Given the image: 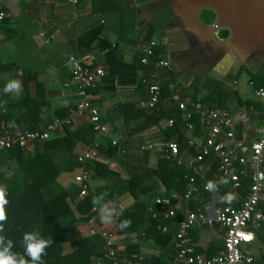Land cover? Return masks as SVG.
I'll list each match as a JSON object with an SVG mask.
<instances>
[{
	"label": "crops",
	"instance_id": "0c3cea01",
	"mask_svg": "<svg viewBox=\"0 0 264 264\" xmlns=\"http://www.w3.org/2000/svg\"><path fill=\"white\" fill-rule=\"evenodd\" d=\"M258 1L251 0L250 5ZM238 4L242 7L238 10L237 20L240 23L245 18L240 12H246V23L250 27L245 32L238 30L236 34L230 29L215 30L213 26L216 18L210 12L203 14V20L198 25V20L192 18V8L195 6L187 1L0 0V11L7 14L0 26V112L6 113L23 96L24 109H29L26 120L41 128L59 114L65 113L64 110H74L78 97L69 73L68 60L71 55L82 58L92 68L105 70V76L100 79L99 91L90 95L101 114H111L121 102L147 105V93L138 86H120V78L109 76L108 57H112L111 60L116 57L133 65L145 57V47L155 42L156 48L163 50L160 61L170 62L172 70H157L153 65L144 66L141 63V76H146L149 83H159L160 86L169 84L173 99L164 97L163 93L161 97L167 108H171L173 101L180 106L184 105L185 109L181 110L184 111L185 122L182 129L185 136V158L194 157L189 154L192 149L186 146L188 139L193 138L197 145L204 141L206 131L203 120L207 110L229 115L233 120L232 131L235 134L233 146L239 157H250L251 147L259 139V131L264 124V100L256 95L257 90H264V20L259 11L247 8L243 0H238ZM234 8H237L236 4ZM151 27L154 32L149 34ZM247 40L255 42L256 49L248 48ZM156 75L158 78L154 77ZM12 79L22 82L19 95L5 92L7 83ZM195 92L198 96H194ZM188 107H191L196 118V127L198 124V129L193 132H189L187 127L188 116H191L187 112L190 110ZM20 114L22 112L17 111V115ZM109 117L106 121L109 127L107 135L88 134L90 138L93 137V144L102 146L105 140L121 139V131L128 132L124 129L122 118L114 115ZM36 120L40 122L35 123ZM171 121L164 119L151 130L127 139L128 145L124 150L136 163H145L148 168H155L158 157L163 153L164 142L169 137L166 133ZM89 125L88 116H83L75 118L70 127L80 137ZM8 126L12 127L13 122L9 121ZM229 130L225 129L223 135ZM64 132L65 129L55 136ZM171 137L170 142L175 143L178 134ZM146 145H153L154 149L142 150ZM91 146L79 141L74 151L75 160ZM38 147L34 144L28 150L33 152ZM146 154L148 160L145 162ZM102 159L100 156L98 160ZM107 163L112 169L127 176L128 166H121L113 159ZM237 169H240L239 164ZM198 170L201 175L194 171L193 177H197L201 192L189 205L177 206L179 220L190 211H200L203 207L209 208L210 215L214 217L223 206L240 207L249 194L251 181L243 180L238 190L232 188L221 177L216 159H208L198 166ZM82 171L80 167L73 173H63L60 178L62 185L67 189L79 188L76 177ZM89 173V185L95 187L103 184L100 177ZM204 185H209V192L202 190ZM157 193H164L160 182ZM77 202L76 199L74 206ZM134 203V197L128 193L117 202L99 208L95 222L79 226L82 237L98 236L101 230L115 232L114 218ZM259 210L264 212V193ZM262 231L258 232L257 240L251 246L259 260L264 252ZM223 234L220 227H197L190 232V237L198 253L215 257L224 254ZM116 247L121 259L127 257L129 247H136L132 257L139 264L153 257L172 260V264H175L177 247L172 238L168 246L162 247L143 234H116Z\"/></svg>",
	"mask_w": 264,
	"mask_h": 264
},
{
	"label": "trees",
	"instance_id": "16d2710c",
	"mask_svg": "<svg viewBox=\"0 0 264 264\" xmlns=\"http://www.w3.org/2000/svg\"><path fill=\"white\" fill-rule=\"evenodd\" d=\"M153 32L154 29L151 27L149 34ZM162 51L161 48H156L151 62L160 61ZM111 58L108 57L109 76L113 79L120 78V86H138L146 94L147 86L144 81L148 78L141 76L143 65L140 60L139 63L129 65L119 58L113 57L114 60ZM99 84L100 82L90 95L99 91ZM161 87L163 96L173 99L168 89L169 84ZM194 96H198L197 92ZM22 97L14 102L6 113L0 112L1 136L44 129V127L37 128L34 123L30 124L26 120L29 109L28 111L24 109L25 103ZM188 108L190 110L188 109L187 112L191 113L190 119L187 120L188 124L197 123L191 107ZM17 111H21L22 114L17 115ZM64 112L58 117L63 118L71 113L69 109ZM111 115L122 118L124 129L128 132L121 131L123 136L118 146H113L112 141L105 140L99 148L100 156L104 159L86 164V169L94 177H100L103 184L92 187L88 182L86 184L88 195L82 200H79L81 188L67 189L62 185L60 178L63 173H73L81 167L77 158L75 160L74 151L79 141L90 146L95 142L93 137L88 136L94 133L91 124L80 137L77 135L78 132H73L70 126H66L63 134L53 135L47 142H38L39 147L33 152L19 146L0 149V186L6 187L8 200L5 206L7 221L0 225L2 228L0 236L13 242L14 253L24 254L25 249L22 244L24 234L37 232L42 238L51 241L43 256L44 264H98L101 260H105L106 263L103 239L99 235L82 237L79 226L95 222L98 219L99 208L117 202L128 193L134 197L135 203L117 216L116 234L119 236L143 234L162 247L169 245L171 235L162 234L158 230L159 222L153 219L149 209L159 196L184 193L189 180L194 176V171L187 166H176L171 163L166 157L164 148L155 168H148L145 163L142 165L136 163L126 150V153H123V149L128 145L127 139H133L151 130L164 119H170L174 124L167 131L166 135L169 137L164 143L170 142L171 136L178 134L175 143L185 157L183 154L185 136L182 132L185 126L184 111L181 110L178 102L173 101L171 108H167L161 99L153 108L130 101L121 102L115 106L111 114H102V122L106 124ZM9 121L13 122L12 127L8 126ZM21 125L24 127L20 128ZM195 129H198V124L197 127L195 125ZM147 154L145 162L148 160ZM189 154L195 156L196 149H192ZM110 159L118 161L121 166H128L127 176L112 169L107 163ZM159 182L164 187L162 194L157 193ZM76 199L78 202L74 206ZM163 223L168 224V220L163 219ZM134 248L136 247L128 248L125 259L119 256V264H139L132 257L135 253ZM140 264H172V260L164 261L162 258L153 257Z\"/></svg>",
	"mask_w": 264,
	"mask_h": 264
},
{
	"label": "built area",
	"instance_id": "2783aa9c",
	"mask_svg": "<svg viewBox=\"0 0 264 264\" xmlns=\"http://www.w3.org/2000/svg\"><path fill=\"white\" fill-rule=\"evenodd\" d=\"M73 1V0H72ZM7 18L4 11H0V26ZM155 42H151L145 47V57L141 59L144 66H155L157 70H172L168 61H160L152 64L154 57ZM71 84L75 86L78 97L77 106L71 113L63 118L55 117L43 130L25 131L14 135H0V149H12L21 147L29 149L30 146L38 142H47L53 135L63 130L66 126H71L77 117L88 116L93 132L98 136H105L109 133V127L102 122V114L98 107L94 106L90 93L95 90L100 79L106 72L102 68H92L82 58L71 55L68 60ZM158 78V76H154ZM147 84L148 107H155L161 100L162 91L159 83ZM69 87V84L67 85ZM256 95L264 100V90H257ZM185 109L184 105L180 106ZM191 116H188V120ZM173 121L169 126L172 127ZM203 125L206 131L202 144L197 145L193 138L186 142L189 149H196L197 154L192 158H185L176 143L164 144L165 154L168 160L176 166H187L201 175L198 166L207 162L208 159H216L219 162V173L221 177L238 190L242 187L243 180L251 181L249 194L245 197L240 207L231 205L223 206L212 217L209 208L203 207L200 211H190L183 219L178 220L177 206L189 205L193 198L201 192V187L197 182V177H191L184 193H173L169 196H159L155 199L150 212L154 220L159 222L158 230L165 235H171L172 241L177 247L175 264H264V252L261 260L252 251L251 246L257 240L258 232L263 229L264 236V212L259 210L264 193V124L259 131V139L251 147L250 157H239L237 149L233 146L235 134L232 131L233 120L225 112L216 110L205 111ZM188 131L193 132L195 127L188 124ZM225 129H230L223 135ZM121 139L112 141L113 146H118ZM100 145L95 143L84 150L78 157L77 162L83 168L80 175L76 177V182L80 185L79 200L88 195L86 184L90 180V173L86 169V164L98 160ZM153 145H146L142 150H153ZM123 153L126 151L123 149ZM239 164L240 169H237ZM204 192H209V185L202 186ZM168 220V224L163 223ZM114 220L116 221L117 218ZM197 227H220L223 229L224 254L208 257L196 251L192 243L190 232ZM99 236L103 239V251L105 260L98 264H119V252L116 247V234L114 231H99Z\"/></svg>",
	"mask_w": 264,
	"mask_h": 264
},
{
	"label": "clouds",
	"instance_id": "9594fccd",
	"mask_svg": "<svg viewBox=\"0 0 264 264\" xmlns=\"http://www.w3.org/2000/svg\"><path fill=\"white\" fill-rule=\"evenodd\" d=\"M5 92H15L19 95L22 92V82L16 79L10 80L5 87ZM6 191L5 186H0V225L7 221ZM22 244L25 249L24 254L14 253L13 242L0 236V264H44L43 256L46 254V248L51 244L50 240L42 238L37 232H26Z\"/></svg>",
	"mask_w": 264,
	"mask_h": 264
},
{
	"label": "water",
	"instance_id": "95a60500",
	"mask_svg": "<svg viewBox=\"0 0 264 264\" xmlns=\"http://www.w3.org/2000/svg\"><path fill=\"white\" fill-rule=\"evenodd\" d=\"M180 1H187L192 2V4L195 6L192 8V18L196 21L198 20V25L202 22V16L206 12H210L214 14L216 18V24L213 26L215 30H221V29H230L232 32H245L248 27H250L249 23H246L248 18L246 19L247 13L246 12H240L241 15H245V17L242 21L237 20V13L238 10L240 11L242 5L238 4V0H180ZM242 2V0H240ZM245 6L248 8L252 7V10L259 11L262 14V18L264 20V0H259L258 2L254 3L253 5H250L251 0H243ZM235 4L237 5V8L235 7ZM248 12V11H247ZM198 18V19H197ZM234 26L236 30L234 29ZM236 32V34H237ZM245 38H249L247 36H243ZM247 47L251 50L256 49L255 42L250 40H247ZM249 45V46H248Z\"/></svg>",
	"mask_w": 264,
	"mask_h": 264
},
{
	"label": "bare ground",
	"instance_id": "6f19581e",
	"mask_svg": "<svg viewBox=\"0 0 264 264\" xmlns=\"http://www.w3.org/2000/svg\"><path fill=\"white\" fill-rule=\"evenodd\" d=\"M161 91H162V88H161ZM150 108V107H149ZM164 144H167V143H164ZM163 148H164V146H163Z\"/></svg>",
	"mask_w": 264,
	"mask_h": 264
}]
</instances>
